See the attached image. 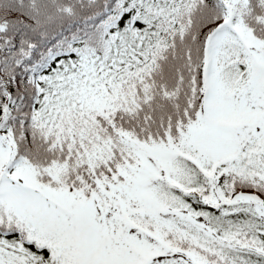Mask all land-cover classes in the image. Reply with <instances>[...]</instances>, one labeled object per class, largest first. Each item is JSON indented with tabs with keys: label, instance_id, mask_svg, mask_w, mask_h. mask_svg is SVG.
Wrapping results in <instances>:
<instances>
[{
	"label": "snow or ice",
	"instance_id": "6c2138e0",
	"mask_svg": "<svg viewBox=\"0 0 264 264\" xmlns=\"http://www.w3.org/2000/svg\"><path fill=\"white\" fill-rule=\"evenodd\" d=\"M0 264H264V0H0Z\"/></svg>",
	"mask_w": 264,
	"mask_h": 264
}]
</instances>
